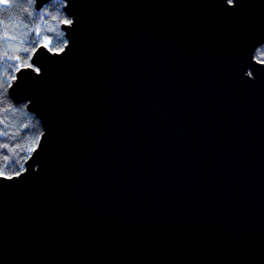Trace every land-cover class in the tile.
<instances>
[{"label": "water", "instance_id": "1", "mask_svg": "<svg viewBox=\"0 0 264 264\" xmlns=\"http://www.w3.org/2000/svg\"><path fill=\"white\" fill-rule=\"evenodd\" d=\"M64 1L8 88L43 133L0 264H264V0Z\"/></svg>", "mask_w": 264, "mask_h": 264}, {"label": "trees", "instance_id": "2", "mask_svg": "<svg viewBox=\"0 0 264 264\" xmlns=\"http://www.w3.org/2000/svg\"><path fill=\"white\" fill-rule=\"evenodd\" d=\"M64 4V0H52L38 10L35 0H0V175L22 172L43 133L39 117L26 102H15L8 88L17 69L30 64L37 46L63 49L67 38L61 23L71 20ZM11 39L16 47L10 46ZM255 58L264 61V43L256 49Z\"/></svg>", "mask_w": 264, "mask_h": 264}, {"label": "rangeland", "instance_id": "3", "mask_svg": "<svg viewBox=\"0 0 264 264\" xmlns=\"http://www.w3.org/2000/svg\"><path fill=\"white\" fill-rule=\"evenodd\" d=\"M47 3H48V2H47ZM47 3H45V4H47ZM45 4H44V5H45ZM66 43H67V42H66ZM9 44H10L11 47H16V45H17L12 39L9 40Z\"/></svg>", "mask_w": 264, "mask_h": 264}, {"label": "bare ground", "instance_id": "4", "mask_svg": "<svg viewBox=\"0 0 264 264\" xmlns=\"http://www.w3.org/2000/svg\"><path fill=\"white\" fill-rule=\"evenodd\" d=\"M72 21V19L68 22V23H70ZM63 23H65V22H63ZM63 23H61V25L63 24ZM62 28V27H61ZM9 95H10V93H9ZM36 114V113H35ZM42 135V134H41ZM41 135H40V138H41ZM40 138H39V140H40Z\"/></svg>", "mask_w": 264, "mask_h": 264}, {"label": "snow or ice", "instance_id": "5", "mask_svg": "<svg viewBox=\"0 0 264 264\" xmlns=\"http://www.w3.org/2000/svg\"><path fill=\"white\" fill-rule=\"evenodd\" d=\"M69 21H65V23H68ZM45 47H47V44L44 45Z\"/></svg>", "mask_w": 264, "mask_h": 264}, {"label": "clouds", "instance_id": "6", "mask_svg": "<svg viewBox=\"0 0 264 264\" xmlns=\"http://www.w3.org/2000/svg\"><path fill=\"white\" fill-rule=\"evenodd\" d=\"M63 6H64V5H63ZM21 67H22V66H21ZM19 68H20V67H19ZM19 68H18V69H19ZM18 69H17V70H18ZM15 75H16V74H15ZM26 104H27V103H26ZM25 162H26V161H25Z\"/></svg>", "mask_w": 264, "mask_h": 264}]
</instances>
